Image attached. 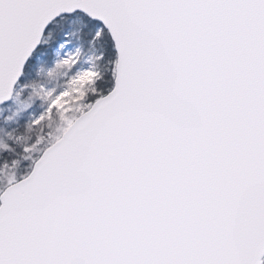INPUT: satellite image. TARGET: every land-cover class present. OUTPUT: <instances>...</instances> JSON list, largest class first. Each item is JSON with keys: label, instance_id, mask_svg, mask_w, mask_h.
<instances>
[{"label": "snow or ice", "instance_id": "obj_1", "mask_svg": "<svg viewBox=\"0 0 264 264\" xmlns=\"http://www.w3.org/2000/svg\"><path fill=\"white\" fill-rule=\"evenodd\" d=\"M0 264H264V0H0Z\"/></svg>", "mask_w": 264, "mask_h": 264}]
</instances>
